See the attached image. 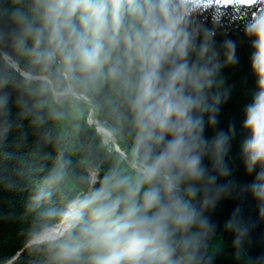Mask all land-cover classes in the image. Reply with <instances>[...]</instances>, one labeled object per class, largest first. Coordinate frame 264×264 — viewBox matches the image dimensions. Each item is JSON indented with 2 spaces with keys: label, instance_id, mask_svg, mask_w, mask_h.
Wrapping results in <instances>:
<instances>
[{
  "label": "trees",
  "instance_id": "1",
  "mask_svg": "<svg viewBox=\"0 0 264 264\" xmlns=\"http://www.w3.org/2000/svg\"><path fill=\"white\" fill-rule=\"evenodd\" d=\"M74 2L78 6L72 12ZM148 2L121 0L117 9L114 0H0V264L15 256L9 264H95L110 220L123 213L129 199L142 204L144 193L153 184L160 186V180L140 184L142 172L133 166L146 162L145 150L137 144L131 101L148 67L137 58L135 40L144 30L138 9L146 14ZM86 4L103 7L104 27L95 28ZM180 4L170 0V8ZM184 6L197 12L194 18L213 22L209 28L217 32V45L224 39L237 42L238 63L222 72L231 95L221 105L218 125L224 131L235 125L224 160L230 175L217 180L233 194L206 213L214 231L195 238L189 252H196V260L182 256L178 248L172 264H264V216L252 191L256 172L246 173L240 152L247 135L242 127L245 107L258 91L252 62L255 37L245 34L246 20L231 6L215 0H184ZM254 10L242 9L249 18ZM117 12L120 25L113 23ZM57 26L62 42L52 39ZM73 29L82 35V47L103 43L96 64L82 61L70 35ZM90 116L112 131L115 142ZM218 129H206L209 142ZM115 143L126 157L115 150ZM203 163L217 175L210 155ZM138 185L131 196L129 190ZM117 199L120 205L112 217H97L99 209ZM229 221L228 227L242 237L235 245L236 234L226 229ZM64 222L57 238L26 247L45 229Z\"/></svg>",
  "mask_w": 264,
  "mask_h": 264
},
{
  "label": "clouds",
  "instance_id": "2",
  "mask_svg": "<svg viewBox=\"0 0 264 264\" xmlns=\"http://www.w3.org/2000/svg\"><path fill=\"white\" fill-rule=\"evenodd\" d=\"M114 3L119 9L121 0ZM77 6L72 4V12ZM85 7L92 10L95 28L104 27L103 7ZM138 12L144 17V30L136 33L137 58L148 65L135 84L131 101L137 144L145 150L140 184L161 183L144 193L142 204L129 199L123 213L110 220L100 238L95 264H172L178 248L182 256L195 261L196 252H189L195 238L201 232L214 231L206 213L233 194L228 185L217 180L230 175L224 160L235 136V125L229 124L228 131L218 129V125L221 105L231 95L222 72L238 63L237 42L224 39L217 45L215 28H193L197 12L188 11L184 0L178 9L170 8V0H149L146 14L144 9ZM113 23H121L118 12L113 15ZM244 31L255 37L252 62L258 91L245 107L242 127L247 135L240 143V152L246 173L256 172L252 191L264 216V13L256 14ZM70 35L75 37L85 65L96 64L103 43L97 41L88 49L82 47L83 37L75 29ZM52 39L62 42L58 26L53 28ZM207 128L218 129L211 142L205 136ZM206 155H210L217 175L210 174L204 165ZM129 191L135 196L139 185ZM119 205L117 199L96 215L110 218ZM232 223L229 221L226 229L236 234L235 245L242 237L235 227H228Z\"/></svg>",
  "mask_w": 264,
  "mask_h": 264
},
{
  "label": "snow or ice",
  "instance_id": "3",
  "mask_svg": "<svg viewBox=\"0 0 264 264\" xmlns=\"http://www.w3.org/2000/svg\"><path fill=\"white\" fill-rule=\"evenodd\" d=\"M217 5L221 6H231L236 13L246 20V24H248L251 19L258 13H264V0H215ZM255 9L251 11V16L249 18L248 13L242 11V9ZM217 17L222 15L219 8L217 9L216 13ZM245 24V25H246Z\"/></svg>",
  "mask_w": 264,
  "mask_h": 264
},
{
  "label": "bare ground",
  "instance_id": "4",
  "mask_svg": "<svg viewBox=\"0 0 264 264\" xmlns=\"http://www.w3.org/2000/svg\"><path fill=\"white\" fill-rule=\"evenodd\" d=\"M90 119L93 120V117L90 116ZM97 124H98V126H97L98 130L102 131L106 135H108L110 137V140H111V135H110V132L107 130V128L103 127L99 123H97ZM62 230H63V225L62 224H60L58 226L51 227V228H47L44 231H42L40 234H38L37 238L38 239H43V238H49V237H56L62 232Z\"/></svg>",
  "mask_w": 264,
  "mask_h": 264
},
{
  "label": "water",
  "instance_id": "5",
  "mask_svg": "<svg viewBox=\"0 0 264 264\" xmlns=\"http://www.w3.org/2000/svg\"><path fill=\"white\" fill-rule=\"evenodd\" d=\"M13 65L16 66V67L18 68V65H17L16 63H13ZM89 121H90L91 123L96 124V126H98L97 121H96L95 118H93V120H92V119H89ZM107 130L110 132V135H111V141H112V142H115V137H114L112 131H111L109 128H107ZM114 148H115V150H116L118 153H120L121 155H123L124 157H126L125 152L121 150V148L119 147V145H118L117 143H115V147H114ZM133 166L137 169L135 163L133 164ZM140 172H141V171H140ZM63 230H64V227H63ZM63 230H62V231H63ZM61 234H62V232H61L59 235H61ZM59 235H58V236H59ZM37 236H38V235H36V236H35V237H34V238H33V239H32V240L26 245V247L29 246V245H31V244L40 243V242H43V241H45V240H49V239H53V238H57V237H58V236H56V237H49V238L38 239ZM20 252H22V251H20ZM20 252H19V253H20ZM15 258H16V256H15L11 261H13ZM11 261H9V262L6 263V264H9Z\"/></svg>",
  "mask_w": 264,
  "mask_h": 264
},
{
  "label": "rangeland",
  "instance_id": "6",
  "mask_svg": "<svg viewBox=\"0 0 264 264\" xmlns=\"http://www.w3.org/2000/svg\"><path fill=\"white\" fill-rule=\"evenodd\" d=\"M212 21L210 20H207V19H202L200 20L199 18H193V22H192V27L195 28L197 27L198 25H205L207 27H210L212 25ZM106 138V137H105ZM110 138V137H109ZM123 151V150H122ZM137 169L140 170L142 172V168L144 165H138V164H135ZM63 225V227H66L67 223L64 222V223H61Z\"/></svg>",
  "mask_w": 264,
  "mask_h": 264
}]
</instances>
